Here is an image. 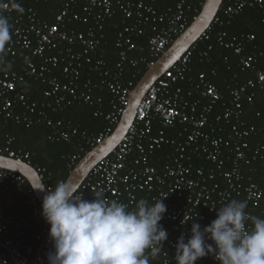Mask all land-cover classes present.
<instances>
[{
    "label": "built area",
    "instance_id": "2783aa9c",
    "mask_svg": "<svg viewBox=\"0 0 264 264\" xmlns=\"http://www.w3.org/2000/svg\"><path fill=\"white\" fill-rule=\"evenodd\" d=\"M205 1L64 0L53 20L42 18L32 6L25 7L11 23L13 37L7 46L13 61L22 57L20 69L5 66L0 70L2 126L46 122L53 142L81 138L77 151L64 155L67 166L74 169L87 148L103 142L120 123L132 92L121 79L125 69L152 67L197 18ZM3 3V10L11 14L17 10L14 4L22 6L25 0ZM248 8L261 11L264 25V0H224L210 26L149 88L118 146L94 165L80 185L85 199L91 200L92 192L103 189L109 199L130 208L140 198L165 197L167 211L159 223L167 230L168 240L156 257L161 264H176L170 252L179 236H190L193 220L202 227L208 225L220 205L230 199L246 200V211L256 216L254 209L263 199L264 187L246 179L244 167L264 151V145H251L250 138L259 129L243 113L245 104H252L258 93L264 95V49L256 45L255 33L226 30ZM116 17H121L122 26L115 42L117 61L109 68L106 24ZM143 36H147V47L144 54H138L141 47L136 38ZM217 46L233 51L245 75L240 81L241 74H235L226 90L211 79L218 75L217 68L196 70L198 63L214 61ZM28 79L45 85L41 98L30 97L24 87ZM101 86L112 95L109 107L93 93ZM78 103L94 107L95 116L105 117L103 130L95 134L65 117L52 118ZM15 142L14 136L0 140V154L33 165L52 188L53 173L32 163L31 152L16 147ZM28 183L22 174L0 167L1 201L12 204L16 192L21 196L17 210L0 204V264H47L52 247L50 225ZM206 258L216 261L206 256L195 264H205Z\"/></svg>",
    "mask_w": 264,
    "mask_h": 264
},
{
    "label": "clouds",
    "instance_id": "9594fccd",
    "mask_svg": "<svg viewBox=\"0 0 264 264\" xmlns=\"http://www.w3.org/2000/svg\"><path fill=\"white\" fill-rule=\"evenodd\" d=\"M14 6L23 12L18 3ZM10 29L8 17L0 11V70L10 67L4 56ZM38 189L44 193L42 216L50 225L47 264H150L168 240L159 223L167 211L165 197L140 198L130 208L109 199L103 189L85 199L81 186L67 181ZM247 207L246 200L230 199L208 225L193 220L190 236L182 234L175 242L176 264H195L206 256L219 264H264V218L250 215Z\"/></svg>",
    "mask_w": 264,
    "mask_h": 264
},
{
    "label": "trees",
    "instance_id": "16d2710c",
    "mask_svg": "<svg viewBox=\"0 0 264 264\" xmlns=\"http://www.w3.org/2000/svg\"><path fill=\"white\" fill-rule=\"evenodd\" d=\"M63 2L64 0H25V3L23 4L24 6H21L23 8V12H20L18 9L11 14L4 10L0 11L8 17L10 25L16 17L25 12V7L27 6H32L42 18L53 20L54 14L62 8ZM164 2L168 4L170 3V1ZM261 17V11L258 8H248L241 15L237 16L233 23L226 27V30L231 34L242 32L255 33L257 36V40L255 42L256 45H260L264 49V25L261 22ZM121 20V17H116L106 24L107 46L105 49V59L107 60L109 68H113L117 61L115 42L117 39L118 29L122 26ZM76 26L82 29L86 27L83 24H77ZM10 35L12 38L13 33L11 29ZM136 42L141 47L138 54H144L147 47V36L136 38ZM8 44L6 45L4 53V56H7L8 58L7 64L10 65L8 68L10 70H19L22 57L19 56L15 61H13L7 53ZM212 54L214 61L210 64L198 63L196 65V70L208 71L212 68H217L218 75L212 77L211 79L219 86V88L223 90H226L228 84L233 83V77L235 74L240 73L241 77L239 80H245V75L237 66L238 59L234 55L233 51L217 46ZM225 57L228 58V63L225 61ZM147 70L148 69L145 66H129L123 72L121 79L127 86L133 89ZM84 75H86V73ZM24 87L32 99L41 98L45 90V85L35 79H28L24 84ZM93 93L96 96L103 97L107 102V107L110 106L109 102L112 95L107 87L101 86L97 90H94ZM259 95H261V97H259ZM257 96L252 104H245L243 113L246 121L250 125H254L257 129H259L258 134L250 138L251 145L253 146L257 143L264 145V95L258 93ZM218 110H221V107H218ZM94 112V107L84 103H78L67 109L64 113L53 115L52 118L59 119L65 117L72 120L81 129L96 134L103 130L107 121L105 117L95 116ZM0 126H2L1 122ZM50 133L51 128L46 122L38 123L33 126L10 123L2 126L0 140L3 141L7 136H14L16 138V147L25 148L31 152L32 163H38L53 173L51 187L54 188L58 182L66 181L73 170V168L71 169L67 166V161L65 160L64 155L72 154L77 151V146L81 141V138L76 137L72 142H53L49 139ZM92 148L93 147H88L86 151L88 152ZM87 152H84L82 157ZM244 175L246 179L255 181L264 187V151L255 159H252L251 164L244 167ZM27 185L30 186L29 183ZM20 199V194L16 192L12 204H6L4 201L2 202L1 198L0 204L4 205L6 210H17L21 201ZM254 213L256 216L264 218V196L260 205L254 209ZM170 255L174 256L175 250L170 252ZM203 262L205 264H219L218 261H213L212 258L203 259ZM150 264H161V262L158 258H155L150 261Z\"/></svg>",
    "mask_w": 264,
    "mask_h": 264
},
{
    "label": "water",
    "instance_id": "95a60500",
    "mask_svg": "<svg viewBox=\"0 0 264 264\" xmlns=\"http://www.w3.org/2000/svg\"><path fill=\"white\" fill-rule=\"evenodd\" d=\"M223 2L224 0L205 1V4L197 18L182 34L176 38L172 45L162 54L160 58L156 60L154 65L146 71V73L132 89L130 103L114 132L81 158L78 164L71 171L66 180L67 182L75 185H81L94 165L114 151L133 123L138 105L149 88L165 73L166 70L174 66L182 58L183 54L210 26ZM0 167L22 174L34 188L39 201L42 203L44 193H42L38 188L45 186L46 191L48 187L41 180L33 165L26 162H19L11 157L0 154Z\"/></svg>",
    "mask_w": 264,
    "mask_h": 264
},
{
    "label": "crops",
    "instance_id": "0c3cea01",
    "mask_svg": "<svg viewBox=\"0 0 264 264\" xmlns=\"http://www.w3.org/2000/svg\"><path fill=\"white\" fill-rule=\"evenodd\" d=\"M258 97V96H257ZM259 97H261V95H259Z\"/></svg>",
    "mask_w": 264,
    "mask_h": 264
}]
</instances>
